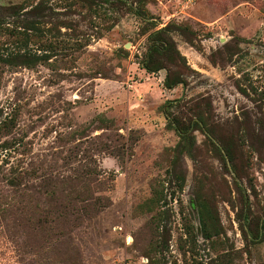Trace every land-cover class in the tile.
I'll use <instances>...</instances> for the list:
<instances>
[{
    "label": "rangeland",
    "instance_id": "rangeland-1",
    "mask_svg": "<svg viewBox=\"0 0 264 264\" xmlns=\"http://www.w3.org/2000/svg\"><path fill=\"white\" fill-rule=\"evenodd\" d=\"M40 1L0 0V23L11 30L22 18L7 9ZM44 1L41 44L58 52L35 68L0 64V264H264V100L237 89L264 93V0L97 2L66 15ZM166 27L190 68L172 90L166 70L141 66ZM76 39L89 45L62 48ZM15 43L0 32L4 59ZM198 108L217 137L170 128L168 116L189 123Z\"/></svg>",
    "mask_w": 264,
    "mask_h": 264
},
{
    "label": "trees",
    "instance_id": "trees-1",
    "mask_svg": "<svg viewBox=\"0 0 264 264\" xmlns=\"http://www.w3.org/2000/svg\"><path fill=\"white\" fill-rule=\"evenodd\" d=\"M123 1L124 0H60L63 9L65 10L62 13L65 15L66 12H71L73 7L78 4L92 8L93 5L97 4V2H106L114 5L116 3H123ZM25 6L27 5H13L7 9L11 13L12 17L15 18L14 23L18 19L22 18L21 22H19L20 25H16L10 30V26L7 27L4 26V24L0 23V32L2 34L10 31V34L16 38V48L13 52L10 53L8 58L4 59L0 54V64L4 63L6 65L14 67L35 68L40 64L49 63V61L51 60V54H48L49 49H51L53 52H58L57 50L59 46L56 47L54 44L52 45V43L48 44L45 42L43 46L41 44V35L43 34L41 28L43 25H45V23H50L48 21V13H51L52 10L49 6V3L47 1L42 0L36 4L28 5L27 7ZM144 11L145 10H138L139 15L143 17ZM60 28L66 30H73L72 23L65 19L60 20ZM61 29H59L58 31L60 35L62 34ZM176 30H181L190 45L192 47L198 48L197 45L194 43V40L190 38V32L187 28L178 27L176 28ZM47 32H50V28H48ZM32 38H34L35 41L39 39V51L35 50L34 48H30V45L34 44L31 40ZM76 40V43H66L64 40L62 48L72 52H78L79 50L89 45L86 41L83 42L78 39ZM148 42L149 47L147 54L141 62L142 68L146 70V72L149 74H155L162 70H166L167 74L164 80V87L168 90H172L178 86L185 85L186 80L184 78V71L190 68L186 57L181 54V52L177 48L175 41L171 37L170 28L166 27L153 32L148 37ZM40 51H42L41 54H39ZM62 51L63 50H61V52ZM237 89L242 95L248 98L254 97L257 101L264 100V93L259 92V90L253 86H250L249 88L238 83ZM201 110L202 108H198V110L196 111L193 110L195 111L194 115L196 119H190L189 123L183 121L177 116H172V118L168 116L170 128L174 129L181 136L188 134L192 130H203L207 133L208 136L217 137L216 132L213 129V124L208 123L209 118L205 117L204 112ZM205 110L212 111V107L209 102L205 103ZM222 146L232 167L236 169L235 163L237 161V154L234 145L231 142H223ZM177 164L178 161L175 162L176 166ZM163 186L165 188V183H163ZM182 187L183 184L180 186V188ZM164 197L165 196L163 191L156 190L154 193L153 200L161 203L165 201L163 199ZM201 221L206 236L211 237V227H215L214 221L207 222V219L203 213ZM259 235L260 231L256 234V236L259 237Z\"/></svg>",
    "mask_w": 264,
    "mask_h": 264
},
{
    "label": "built area",
    "instance_id": "built-area-1",
    "mask_svg": "<svg viewBox=\"0 0 264 264\" xmlns=\"http://www.w3.org/2000/svg\"><path fill=\"white\" fill-rule=\"evenodd\" d=\"M198 0H186L183 2L182 6L184 9L192 8ZM119 264H130L129 262L119 263Z\"/></svg>",
    "mask_w": 264,
    "mask_h": 264
}]
</instances>
